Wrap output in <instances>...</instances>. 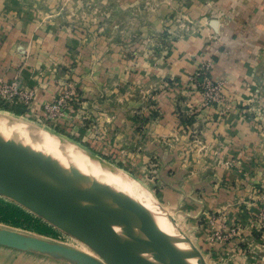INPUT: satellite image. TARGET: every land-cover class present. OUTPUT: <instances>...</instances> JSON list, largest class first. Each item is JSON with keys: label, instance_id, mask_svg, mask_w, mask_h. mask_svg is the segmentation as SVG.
I'll return each mask as SVG.
<instances>
[{"label": "crops", "instance_id": "0c3cea01", "mask_svg": "<svg viewBox=\"0 0 264 264\" xmlns=\"http://www.w3.org/2000/svg\"><path fill=\"white\" fill-rule=\"evenodd\" d=\"M55 1L0 0L1 69L13 66L28 36L37 42L26 48L33 63L56 65L71 54L68 30L40 23L48 15L45 6ZM88 1L112 5L125 29L121 33L114 25L110 34L100 32L104 41L89 44L96 65L119 69V55L128 51L127 65L138 64L130 80L154 94L132 95L122 109L119 95L96 99L115 105L112 126L126 127L128 148L139 158L141 172L152 174L162 208L213 264H264V231L250 221L264 197V124L253 119L258 112L253 102L264 101V0ZM107 52L110 59H104ZM208 57L213 79L223 83L228 112L223 117L200 109L199 95L185 91L188 76ZM41 98L47 95L36 96ZM123 115L130 120L126 125L119 123ZM213 216L239 226L237 237L224 245L216 241L209 223ZM32 260L0 245V264H38Z\"/></svg>", "mask_w": 264, "mask_h": 264}, {"label": "rangeland", "instance_id": "374dc122", "mask_svg": "<svg viewBox=\"0 0 264 264\" xmlns=\"http://www.w3.org/2000/svg\"><path fill=\"white\" fill-rule=\"evenodd\" d=\"M45 8L50 12L47 10L48 15L40 23L51 22L55 27L68 30L66 33H69V37L66 44L70 45L71 54L63 55L61 59L64 62L60 61L56 65L48 66L45 61L33 63V53L26 48L31 49L32 44L37 42L32 36H28L26 48L22 53L16 54L17 58H13V66L0 68V119L43 132L100 158L109 174L108 182H101L92 177L89 179L82 177L81 182H79L80 178L72 180L74 185L105 195L108 200L104 199V201L111 207H113L112 203H115L123 211L149 227L155 226L166 242L176 247L177 251L180 250L181 258L186 264H213L201 255L197 247L195 261L187 255L183 244L185 233L175 222L174 216L160 205L157 190L152 186V174L141 172L142 165L137 163L139 158L132 156L133 150L128 148L127 144L126 127L120 125L119 128H113L112 126L115 119L111 113L115 105L113 106L110 101L101 104L96 99L97 95H119V104L122 109L128 104V99L134 97L132 95H154L145 90L142 82L130 80V75L136 73L138 64L132 61L127 65L128 60L131 59L128 51L119 55L123 62H121L123 66L119 69L96 65L95 48L89 44L97 38L102 39L99 35L102 31L110 34L114 25H117L121 33H124L125 29L121 28L119 23L117 24L114 17L115 9L113 10L112 5L105 7L88 0H56ZM108 40H111V37ZM85 48L89 51L88 53L83 52ZM53 58L54 55L52 59L51 56L49 57L50 60ZM106 58H111V52L106 53L104 59ZM133 59L138 60V57L134 54ZM105 63L111 65L110 60H105ZM191 76L187 78L185 91L199 95V108L215 111L219 117L227 114L228 112L219 114L221 109L226 108V103L221 105L207 102L203 97L206 95L205 90L191 85L189 81ZM163 87L166 85L163 84ZM10 91L14 94L13 101L6 95ZM30 91L33 92L32 101L24 105L22 102L24 98L20 97L26 96ZM39 94L43 97L47 95V98L37 100L36 96ZM253 103V108L258 110L253 119L257 118V122L264 124V101L257 100ZM183 114L191 113L183 112ZM187 120L190 119H186L185 122ZM129 122V118L125 115L120 117V124L126 125ZM133 122L136 121L133 120ZM8 142L0 138L2 146H9L10 142ZM10 146L5 151L0 150L2 153L0 156L9 160L13 152L19 154L13 144ZM134 151L137 154L138 150L134 149ZM22 160L25 161V172L30 173L31 175H28L35 181L46 180L64 184L61 178L48 173L44 174L47 168L37 166L31 157ZM128 223L138 227L129 217ZM0 233L16 234L17 239L23 242L27 239H35L41 243L57 244L65 248L64 251L55 253L39 252L30 247L24 250L9 248V252L24 253V256L38 264H86L85 257L102 262L101 258L83 242L60 231L21 205L1 195Z\"/></svg>", "mask_w": 264, "mask_h": 264}, {"label": "water", "instance_id": "95a60500", "mask_svg": "<svg viewBox=\"0 0 264 264\" xmlns=\"http://www.w3.org/2000/svg\"><path fill=\"white\" fill-rule=\"evenodd\" d=\"M0 195L83 242L102 260L85 257L86 264H180L95 196L64 184L33 181L3 159H0ZM183 244L187 255L195 261V247L186 237ZM0 245L53 253L65 249L35 239L23 242L16 234L3 233Z\"/></svg>", "mask_w": 264, "mask_h": 264}, {"label": "bare ground", "instance_id": "6f19581e", "mask_svg": "<svg viewBox=\"0 0 264 264\" xmlns=\"http://www.w3.org/2000/svg\"><path fill=\"white\" fill-rule=\"evenodd\" d=\"M0 138L9 141L10 144H13L19 152V154H17V152H15L16 154H14V152L12 154L11 150L12 160L10 158V161L4 156H0V159L12 164L19 172L32 179L28 175L30 173L25 172V161L22 160H26L27 157H31L37 166L41 168H47L44 174L48 173L51 174V176L54 175L57 178H61L64 181V185L79 188L85 193L95 196L127 223L129 217L133 223H135L167 255L178 261L180 264H186L181 258L179 253L180 250L177 251L176 247L166 242L160 236L159 231L155 226L149 227L146 223H143L139 219L137 220V218H135L133 215L123 211L117 204L112 203L109 200L113 205V207H111V205L104 201V199L108 200L105 195L97 192L93 193L74 185L72 180L80 178V181H78L81 182L82 177H88V179L89 177H92L98 179L101 182H108L110 177L108 178L109 174L100 158L89 155L85 151L76 147H72L68 143L55 139L54 137H51L43 132L41 133L25 125L9 120L7 121L0 119ZM4 146L1 144V152L9 149L8 145V147ZM11 148L12 147L10 146V149ZM32 180L35 181L34 179ZM43 182L53 184L46 180ZM132 216L135 218V220Z\"/></svg>", "mask_w": 264, "mask_h": 264}, {"label": "built area", "instance_id": "2783aa9c", "mask_svg": "<svg viewBox=\"0 0 264 264\" xmlns=\"http://www.w3.org/2000/svg\"><path fill=\"white\" fill-rule=\"evenodd\" d=\"M212 67L213 61L211 58H206L202 60V63L196 70V72L189 78V81L192 86L196 88H202L205 90V100L209 103L213 104H225L226 98L223 96L222 81H215L212 77ZM3 93H5L3 91ZM8 99L13 101L14 94L10 91L8 94ZM33 92L30 91L26 96L20 97L23 99V104L26 105L27 103L32 101ZM5 97V96H4ZM254 100H250L252 102ZM226 108H223L219 111V114H223ZM217 221V224L215 222ZM227 218H220V217H212L209 220L210 226L212 228V237L220 242L226 244L229 240L237 237L238 233L240 232L239 226L229 225L227 222ZM251 223H253V228L256 229L258 232L264 231V197H261L258 200V206L255 214L250 219Z\"/></svg>", "mask_w": 264, "mask_h": 264}]
</instances>
